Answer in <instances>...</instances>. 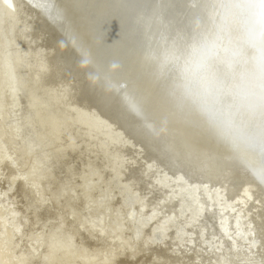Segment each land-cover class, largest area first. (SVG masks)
I'll return each mask as SVG.
<instances>
[{
  "label": "bare ground",
  "instance_id": "bare-ground-1",
  "mask_svg": "<svg viewBox=\"0 0 264 264\" xmlns=\"http://www.w3.org/2000/svg\"><path fill=\"white\" fill-rule=\"evenodd\" d=\"M41 3L0 0V264H264V190L224 174L241 170L242 179H252L246 172L254 167L250 158L220 147L211 133L204 136L208 146L196 145L189 136L203 132L201 125L183 116L180 124L174 112L168 115L178 124L158 125L172 142L169 136L142 135L137 128L156 123L141 122L140 115L133 125L121 124L112 109L120 108L125 91L83 62L63 15L46 14ZM196 9L191 6L190 15ZM255 10L264 18V6ZM69 51H76L75 62L88 67L84 74L91 79L68 68ZM151 52L141 55L148 65ZM177 56V50L167 51L161 69L169 70ZM161 143L210 158L214 147L219 161L240 165L203 159L200 164L179 153L187 161L171 157L178 168L173 169L163 164ZM58 151L75 152L85 169L56 162L63 158ZM90 151L100 154L104 165H119L110 168L111 177L95 167L94 157L87 160ZM76 177L81 182L73 186L69 180ZM137 226L136 238L130 231L128 240L119 237V231ZM185 231L200 233L203 240L179 243ZM201 241L216 248L202 247ZM127 244L133 255L126 253Z\"/></svg>",
  "mask_w": 264,
  "mask_h": 264
},
{
  "label": "water",
  "instance_id": "water-1",
  "mask_svg": "<svg viewBox=\"0 0 264 264\" xmlns=\"http://www.w3.org/2000/svg\"><path fill=\"white\" fill-rule=\"evenodd\" d=\"M34 1L43 2L48 15L59 19L63 15L65 29L85 55L83 62L89 61L97 74L125 91L120 108L112 109L121 124L127 120L133 125L131 120L140 115L141 122L155 121L156 126L146 123L137 129L142 135L147 132L159 139L171 134L165 136L158 125L177 123L168 112L179 115L180 124L182 116L188 118L187 122L193 119L203 131L193 133L196 137L189 136L196 145L208 146L204 136L211 133L210 138H220V147H229L236 157V151L243 153L254 166L246 171L250 180L242 179L241 170L224 174L241 185L255 182L264 190V52L261 57L256 54L257 49L264 51V27L257 25L263 15L255 10L264 6V0ZM191 6L197 8L196 14L190 15ZM259 37L263 40L255 46ZM174 50L178 56L164 72L161 68L167 51ZM150 51L148 65L141 55ZM75 52L69 51V64L65 62L69 69L85 76L88 67L77 65ZM175 125H171L173 130ZM169 138L174 140L173 136ZM161 146L165 150L161 154L163 164L173 169L178 168L171 157L179 155V161H187L179 153L192 156L200 164L202 159L212 165L237 163L226 158L219 161L216 154L220 151L214 147L210 148L214 152L210 158L185 146L179 151L178 144L171 143L172 150L164 148V143ZM165 156L169 160H164Z\"/></svg>",
  "mask_w": 264,
  "mask_h": 264
},
{
  "label": "rangeland",
  "instance_id": "rangeland-1",
  "mask_svg": "<svg viewBox=\"0 0 264 264\" xmlns=\"http://www.w3.org/2000/svg\"><path fill=\"white\" fill-rule=\"evenodd\" d=\"M69 128H68V132H69ZM67 131V129L66 130H64L63 131V133L65 134V132ZM72 132V131H71ZM58 152H60V151H58ZM60 154L63 156V158L61 157V156H58L57 158H55V161L57 162V159H59V161L60 160H62V159H64V164L67 166V167H75V168H77L78 169V166L77 165H79L80 164V168H83V169H85V166L83 165V163L82 162H84V160L82 159H77V157H75L76 156V153L75 152H73V153H69L68 151L65 153V155H63L61 152H60ZM87 154L89 155L88 157H87V160H90V158L91 157H94V158H91V160L93 161V164L95 165V167L96 168H100V170H101V172L106 176V177H111L110 175H109V172L111 171L110 170V168H115V166H119V165H116V164H112V165H104L103 164V162H104V160H103V158H100L99 156H100V154H98V153H94V152H87ZM125 160V159H124ZM63 161V160H62ZM61 161V162H62ZM67 161H68V164H67ZM79 161H82V162H79ZM91 161V162H92ZM95 162V163H94ZM60 164V163H59ZM74 164V165H73ZM122 164H124V161H122ZM69 165V166H68ZM111 166V167H110ZM109 167V168H108ZM115 175H116V177H121L122 176V172L121 171H117V172H115ZM114 175V176H115ZM86 176H87V174H86ZM125 176H127L128 177V175H125ZM115 179H117V178H115ZM70 182H72L71 183V185H73V186H75V185H77L78 183H80L81 182V178L80 177H76V178H71L70 180H69ZM93 181H97V180H95V179H93ZM110 223H114L112 220H110ZM109 223V224H110ZM114 225V224H113ZM136 229H138V226L133 230V231H131V229L130 230H126L125 232L124 231H122V232H118V235H119V237H121L122 239H124V240H128V231H130V233L131 232H134L135 233V238L137 237V231H135ZM189 234V236H187ZM191 234V235H190ZM194 234H196V235H194ZM190 233L189 231H185V235L188 237H186L185 235H184V233L181 235V238L182 239H179V243L181 242V243H186L187 241L188 242H190V243H186V244H190V245H194V240L196 241V239H198L199 237H201L202 236V234L200 235V233ZM115 235L117 236V233H115ZM205 235H207V234H205ZM210 235H212V233H210ZM213 235H217L218 236V238L220 239V238H222L219 234H216V232L213 234ZM132 237V235L129 237V238H131ZM195 237H197V238H195ZM203 237H204V235H203ZM133 239H135L134 237H132ZM189 239V240H188ZM199 240H203L202 238H199ZM207 241V240H206ZM192 242V243H191ZM201 242H204V241H201ZM132 243V242H131ZM204 244H206V242H204V243H202V247H204L205 245ZM188 246L189 248L191 247V246ZM127 246L130 248V251H131V247H133V245H130V244H127ZM205 247H207V248H216V246H214V243H212V242H210L209 244H206V246ZM219 248H221V247H217V249L219 250ZM126 249V248H125ZM123 251H124V249H123ZM130 251L128 252V250H127V254L129 255H131L132 254V251H131V253H130ZM220 251V250H219ZM134 252H138L139 253V250H137L136 249V251H134ZM133 255V254H132ZM106 256H108L107 254H106ZM114 257V256H113ZM112 256H108L107 257V259H109L110 258V260L112 261L114 258H113ZM131 258V257H130ZM133 259H135V258H133ZM132 258H131V260H133Z\"/></svg>",
  "mask_w": 264,
  "mask_h": 264
},
{
  "label": "clouds",
  "instance_id": "clouds-1",
  "mask_svg": "<svg viewBox=\"0 0 264 264\" xmlns=\"http://www.w3.org/2000/svg\"><path fill=\"white\" fill-rule=\"evenodd\" d=\"M256 23L259 27H264V18H258Z\"/></svg>",
  "mask_w": 264,
  "mask_h": 264
}]
</instances>
